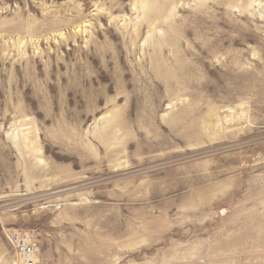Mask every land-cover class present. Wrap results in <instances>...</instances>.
Wrapping results in <instances>:
<instances>
[{"label":"rangeland","instance_id":"374dc122","mask_svg":"<svg viewBox=\"0 0 264 264\" xmlns=\"http://www.w3.org/2000/svg\"><path fill=\"white\" fill-rule=\"evenodd\" d=\"M140 2L0 0V264H264V0Z\"/></svg>","mask_w":264,"mask_h":264},{"label":"built area","instance_id":"2783aa9c","mask_svg":"<svg viewBox=\"0 0 264 264\" xmlns=\"http://www.w3.org/2000/svg\"><path fill=\"white\" fill-rule=\"evenodd\" d=\"M7 238L13 245L15 251L21 255L28 264H33V254L37 251V244L28 231L10 230Z\"/></svg>","mask_w":264,"mask_h":264},{"label":"bare ground","instance_id":"6f19581e","mask_svg":"<svg viewBox=\"0 0 264 264\" xmlns=\"http://www.w3.org/2000/svg\"><path fill=\"white\" fill-rule=\"evenodd\" d=\"M150 5H151V0H141V2H140V7H141L143 12H146L145 10L146 9L148 10ZM238 11L242 12L243 10H242V8H240V10H238ZM32 256H33V260L35 261L37 259L36 254H33Z\"/></svg>","mask_w":264,"mask_h":264}]
</instances>
